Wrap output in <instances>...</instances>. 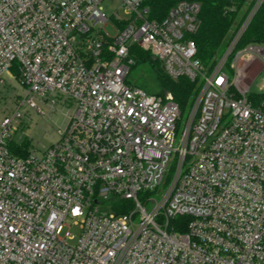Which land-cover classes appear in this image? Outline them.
I'll return each instance as SVG.
<instances>
[{"label": "built area", "instance_id": "2783aa9c", "mask_svg": "<svg viewBox=\"0 0 264 264\" xmlns=\"http://www.w3.org/2000/svg\"><path fill=\"white\" fill-rule=\"evenodd\" d=\"M102 1L0 0V264H264V99L251 90L264 43L239 46L264 0H245L207 62L189 37L198 2L155 20L146 0L111 15ZM133 46L195 83L179 135L172 94L127 82ZM38 101L74 107L54 143L16 154Z\"/></svg>", "mask_w": 264, "mask_h": 264}, {"label": "trees", "instance_id": "16d2710c", "mask_svg": "<svg viewBox=\"0 0 264 264\" xmlns=\"http://www.w3.org/2000/svg\"><path fill=\"white\" fill-rule=\"evenodd\" d=\"M179 0H146L149 7L151 19H162L167 10ZM200 4L199 25L190 38L196 44V56L204 61H209L219 53L226 44L229 30L241 19L245 0H189ZM247 43H264V2L257 10L243 35L239 40V46ZM134 59L133 64L147 63L155 73L158 90L156 94L170 92L173 99L179 105L181 111L189 105L190 96L194 90L195 83L186 77L176 80L170 78L163 71L158 58L149 51L133 46L130 51ZM264 99V92L261 94ZM30 147V141L23 140L20 144L11 142L9 148L12 152L25 155Z\"/></svg>", "mask_w": 264, "mask_h": 264}, {"label": "rangeland", "instance_id": "374dc122", "mask_svg": "<svg viewBox=\"0 0 264 264\" xmlns=\"http://www.w3.org/2000/svg\"><path fill=\"white\" fill-rule=\"evenodd\" d=\"M120 5L119 0H103L101 3V9L107 14L111 15V13L118 8ZM244 8V7H243ZM244 12V10H243ZM119 13L122 14V10L119 9ZM243 15V13H242ZM242 17V16H241ZM239 21H237L238 23ZM107 31L109 34L113 35L115 30L108 26ZM127 82L137 85L143 88L146 92H155L158 90V84L156 80L155 73L150 69L147 63H138L132 64L129 70V74L127 76ZM264 84V73H261L251 84V90L255 92H264L260 90V86ZM16 89L21 92L22 87L16 84ZM11 91L8 92V94ZM169 93V92H168ZM39 107L42 109L43 113L40 114L35 110L28 109L19 125L17 130L13 132V139L22 142L23 140L30 141V147L36 150H44L50 144L54 143L57 138L56 129L58 127H63L69 115H71L73 111V103L71 104H55L54 106H50L48 103L43 101L37 102ZM11 106V102L9 98H5L0 100V117L6 109ZM188 114V106L182 109L181 117L177 124V133L179 135L184 121ZM99 210L101 212H110L111 209L107 204H100ZM65 231H70V237L68 238L69 243H75L78 237L79 228L75 225L65 228Z\"/></svg>", "mask_w": 264, "mask_h": 264}]
</instances>
